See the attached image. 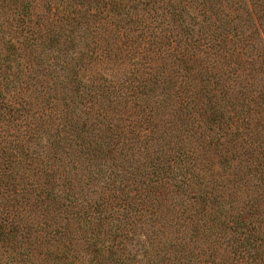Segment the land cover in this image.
Instances as JSON below:
<instances>
[{"label":"trees","instance_id":"1","mask_svg":"<svg viewBox=\"0 0 264 264\" xmlns=\"http://www.w3.org/2000/svg\"><path fill=\"white\" fill-rule=\"evenodd\" d=\"M0 264H264V0H0Z\"/></svg>","mask_w":264,"mask_h":264}]
</instances>
